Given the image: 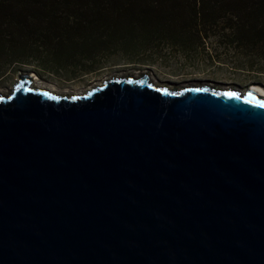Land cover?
I'll return each instance as SVG.
<instances>
[{
	"label": "water",
	"instance_id": "95a60500",
	"mask_svg": "<svg viewBox=\"0 0 264 264\" xmlns=\"http://www.w3.org/2000/svg\"><path fill=\"white\" fill-rule=\"evenodd\" d=\"M19 80L0 97V264H264V96Z\"/></svg>",
	"mask_w": 264,
	"mask_h": 264
},
{
	"label": "trees",
	"instance_id": "16d2710c",
	"mask_svg": "<svg viewBox=\"0 0 264 264\" xmlns=\"http://www.w3.org/2000/svg\"><path fill=\"white\" fill-rule=\"evenodd\" d=\"M216 31L264 62V0H0V79L24 66L86 73L112 55L184 54Z\"/></svg>",
	"mask_w": 264,
	"mask_h": 264
},
{
	"label": "rangeland",
	"instance_id": "374dc122",
	"mask_svg": "<svg viewBox=\"0 0 264 264\" xmlns=\"http://www.w3.org/2000/svg\"><path fill=\"white\" fill-rule=\"evenodd\" d=\"M215 33L205 44H196L184 54L166 48L133 61L112 55L92 72L52 74L35 66L14 68L0 79V97L11 95L20 82L19 77L27 74L33 76L35 86L70 98L76 97L74 94L83 95L110 78L141 75L156 85L178 90L196 86L240 92L255 87L264 90V62L255 53L246 55L242 47L230 43L220 31Z\"/></svg>",
	"mask_w": 264,
	"mask_h": 264
},
{
	"label": "bare ground",
	"instance_id": "6f19581e",
	"mask_svg": "<svg viewBox=\"0 0 264 264\" xmlns=\"http://www.w3.org/2000/svg\"><path fill=\"white\" fill-rule=\"evenodd\" d=\"M32 87H33L35 90H46V89L40 88V87H38V86H35L34 83H33ZM196 87H197V86H196ZM255 89H256V90H255ZM255 89H253V90H255L256 92H258L260 95L264 96V90H263V89L258 88V87H255ZM47 90H48V89H47ZM11 93H12V92H10L9 94H11ZM55 95H57V94H55ZM74 95L78 96V94H74ZM80 95H82V94H80Z\"/></svg>",
	"mask_w": 264,
	"mask_h": 264
},
{
	"label": "snow or ice",
	"instance_id": "6c2138e0",
	"mask_svg": "<svg viewBox=\"0 0 264 264\" xmlns=\"http://www.w3.org/2000/svg\"><path fill=\"white\" fill-rule=\"evenodd\" d=\"M228 95H235V94H228Z\"/></svg>",
	"mask_w": 264,
	"mask_h": 264
}]
</instances>
